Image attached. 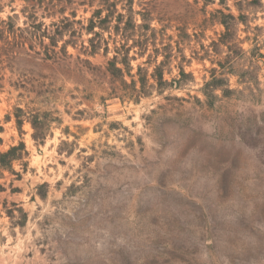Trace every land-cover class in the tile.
Returning a JSON list of instances; mask_svg holds the SVG:
<instances>
[{
    "label": "rangeland",
    "instance_id": "rangeland-1",
    "mask_svg": "<svg viewBox=\"0 0 264 264\" xmlns=\"http://www.w3.org/2000/svg\"><path fill=\"white\" fill-rule=\"evenodd\" d=\"M19 140L0 264H264V0H0Z\"/></svg>",
    "mask_w": 264,
    "mask_h": 264
},
{
    "label": "trees",
    "instance_id": "trees-1",
    "mask_svg": "<svg viewBox=\"0 0 264 264\" xmlns=\"http://www.w3.org/2000/svg\"><path fill=\"white\" fill-rule=\"evenodd\" d=\"M159 83H162V77L160 78ZM15 117H16L17 125L19 126L20 124H22V119L20 118V116L15 114ZM36 121L37 120H34L32 122L35 132L38 129V124H36ZM34 138L41 139L43 137L41 136V134L35 133ZM26 155H27V151L25 148V144L23 141L19 140L16 144L9 146V148L6 149L5 151L0 152V168L11 169L12 164L15 161L21 162L22 165H25L26 162L23 159L25 158Z\"/></svg>",
    "mask_w": 264,
    "mask_h": 264
}]
</instances>
